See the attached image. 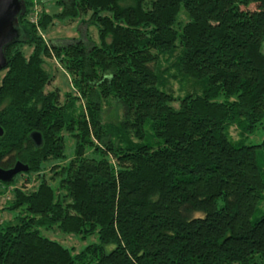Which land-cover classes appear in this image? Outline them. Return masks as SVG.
<instances>
[{
	"label": "trees",
	"instance_id": "obj_1",
	"mask_svg": "<svg viewBox=\"0 0 264 264\" xmlns=\"http://www.w3.org/2000/svg\"><path fill=\"white\" fill-rule=\"evenodd\" d=\"M23 1L0 168L30 169L0 181L18 212L0 218V264H264V140L246 143L264 121V0ZM58 19L84 38L48 40ZM54 67L70 91L49 89ZM54 226L99 242L76 252L41 234Z\"/></svg>",
	"mask_w": 264,
	"mask_h": 264
},
{
	"label": "rangeland",
	"instance_id": "obj_2",
	"mask_svg": "<svg viewBox=\"0 0 264 264\" xmlns=\"http://www.w3.org/2000/svg\"><path fill=\"white\" fill-rule=\"evenodd\" d=\"M48 1V0H46ZM50 5V3H48ZM64 19H58L55 21V26L53 28V31L47 36L46 38L49 39H76L81 38L84 35V31L86 29L85 26H81L78 28L76 25H72L67 27V22ZM95 29V28H94ZM80 30V32H78ZM97 31V30H96ZM93 34V37L96 38L95 31H90ZM84 38V37H82ZM26 52L30 53V48L28 47L26 49ZM54 64L57 65V62L54 60ZM59 66V65H58ZM54 72L56 74V78L54 82L51 84L49 89H53L55 87H59L62 89V91L68 92L70 91V80L68 79L67 73L62 69H56L54 67ZM5 75V70L0 72V82L2 81V78ZM176 88L179 87L178 84H175ZM183 87H179L176 92L179 94L183 93V95H186L189 91H193L194 89H190L189 83L187 82L183 83ZM181 88V90H180ZM197 92V91H196ZM118 109L113 108L111 106H108L106 104L105 106V113L103 115L104 122H114L117 119ZM232 135L234 138L238 139V132L235 128L231 130ZM264 140V121L262 124H260L253 134L249 135L246 139V143L249 145H259ZM258 159L260 164L262 165V170L264 174V157H263V150L258 148ZM75 154V141L74 139L67 137L66 139V155L68 158L73 157ZM46 173L48 174V177L52 176L51 170H47ZM20 178L18 186H24L26 185L27 188H33L36 184V176H33L32 181H26L27 177L22 178V176H19ZM26 179V180H25ZM25 180L26 182H23ZM25 183V184H24ZM0 191L3 192L0 194V218L3 220L12 219L18 212H11V211H5L4 207L6 204V201L8 198L11 197V187L7 185H0ZM264 213V202L261 203L259 206V211L252 217L254 221H256L262 214ZM41 234L49 238L51 240L58 241L62 243L64 246L68 248H74L76 252H80L85 247H87L90 244L99 242L98 235H94L91 237L83 238L81 235H75V234H66L62 232V230L58 226H54L51 229H41Z\"/></svg>",
	"mask_w": 264,
	"mask_h": 264
},
{
	"label": "water",
	"instance_id": "obj_3",
	"mask_svg": "<svg viewBox=\"0 0 264 264\" xmlns=\"http://www.w3.org/2000/svg\"><path fill=\"white\" fill-rule=\"evenodd\" d=\"M25 12L23 0H0V72L8 67L7 48L20 40L21 31L19 20ZM4 130L0 126V136ZM31 139L37 147L43 145V137L39 132H33ZM29 166L17 162L11 169L0 168V181L11 183L20 174L29 171Z\"/></svg>",
	"mask_w": 264,
	"mask_h": 264
}]
</instances>
